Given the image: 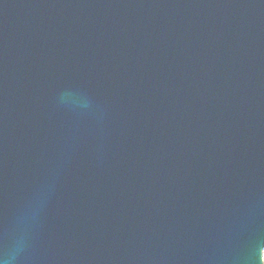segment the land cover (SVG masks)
<instances>
[{
  "label": "water",
  "instance_id": "95a60500",
  "mask_svg": "<svg viewBox=\"0 0 264 264\" xmlns=\"http://www.w3.org/2000/svg\"><path fill=\"white\" fill-rule=\"evenodd\" d=\"M264 0H0V264H264Z\"/></svg>",
  "mask_w": 264,
  "mask_h": 264
},
{
  "label": "rangeland",
  "instance_id": "374dc122",
  "mask_svg": "<svg viewBox=\"0 0 264 264\" xmlns=\"http://www.w3.org/2000/svg\"><path fill=\"white\" fill-rule=\"evenodd\" d=\"M263 258H264V253H263Z\"/></svg>",
  "mask_w": 264,
  "mask_h": 264
}]
</instances>
